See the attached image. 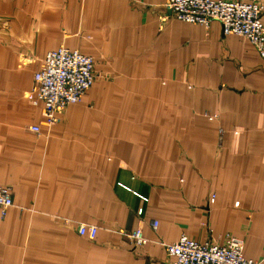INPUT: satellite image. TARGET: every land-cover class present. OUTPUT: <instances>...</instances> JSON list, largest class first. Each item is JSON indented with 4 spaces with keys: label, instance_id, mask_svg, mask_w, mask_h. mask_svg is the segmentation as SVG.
<instances>
[{
    "label": "crops",
    "instance_id": "crops-1",
    "mask_svg": "<svg viewBox=\"0 0 264 264\" xmlns=\"http://www.w3.org/2000/svg\"><path fill=\"white\" fill-rule=\"evenodd\" d=\"M166 3L0 0V264H162L181 234L264 256V57ZM61 47L95 80L47 126L33 74Z\"/></svg>",
    "mask_w": 264,
    "mask_h": 264
},
{
    "label": "built area",
    "instance_id": "built-area-1",
    "mask_svg": "<svg viewBox=\"0 0 264 264\" xmlns=\"http://www.w3.org/2000/svg\"><path fill=\"white\" fill-rule=\"evenodd\" d=\"M166 7L174 18L205 26L212 20L221 24L222 33L236 34L246 38L264 57V3L240 0H167ZM94 60L77 50L58 48L45 54L42 66L33 74L36 99L42 102L44 124L59 122V113L68 105L81 100L95 80ZM38 131V126H31ZM211 195L210 201H213ZM12 205L10 189L0 185V211L2 215ZM156 227V222H152ZM97 228L79 223L77 233L94 239ZM135 247L147 242L142 230L136 228L124 233ZM167 258L162 264H264V256L258 259L245 258L242 240L226 233L222 242L211 239L197 241L181 234L175 243L164 245Z\"/></svg>",
    "mask_w": 264,
    "mask_h": 264
},
{
    "label": "rangeland",
    "instance_id": "rangeland-1",
    "mask_svg": "<svg viewBox=\"0 0 264 264\" xmlns=\"http://www.w3.org/2000/svg\"><path fill=\"white\" fill-rule=\"evenodd\" d=\"M203 26H205V25H203ZM206 27V26H205Z\"/></svg>",
    "mask_w": 264,
    "mask_h": 264
}]
</instances>
